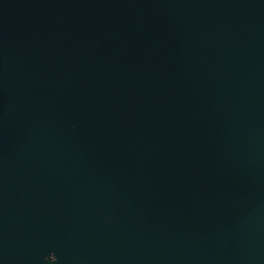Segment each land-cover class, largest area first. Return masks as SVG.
<instances>
[{"label":"water","instance_id":"water-1","mask_svg":"<svg viewBox=\"0 0 264 264\" xmlns=\"http://www.w3.org/2000/svg\"><path fill=\"white\" fill-rule=\"evenodd\" d=\"M76 262L264 264V0H0V264Z\"/></svg>","mask_w":264,"mask_h":264},{"label":"flooded vegetation","instance_id":"flooded-vegetation-1","mask_svg":"<svg viewBox=\"0 0 264 264\" xmlns=\"http://www.w3.org/2000/svg\"><path fill=\"white\" fill-rule=\"evenodd\" d=\"M46 259L48 261H54L56 259V256H55V253L54 252H51L47 257ZM76 264H83V262H76Z\"/></svg>","mask_w":264,"mask_h":264}]
</instances>
